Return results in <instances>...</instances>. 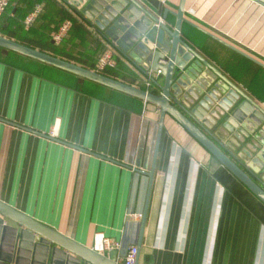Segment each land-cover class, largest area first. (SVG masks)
I'll use <instances>...</instances> for the list:
<instances>
[{"label":"crops","instance_id":"0c3cea01","mask_svg":"<svg viewBox=\"0 0 264 264\" xmlns=\"http://www.w3.org/2000/svg\"><path fill=\"white\" fill-rule=\"evenodd\" d=\"M54 1L61 21L71 16L74 22L59 48L65 57L94 64L112 47L145 78L148 71L98 37L73 0ZM136 1L160 16L180 4ZM25 9L21 0L11 5L4 24L11 35ZM185 17L182 37L264 109V4L187 0ZM162 21L174 27L176 17L168 13ZM189 88L175 98L177 106L264 187L258 166L264 130L241 143L218 124L207 127L218 104L199 110L202 96L185 99ZM160 116L159 107L142 99L0 48V200L86 247H94L97 233L127 250L135 245L137 264H264V203L171 116H165L152 183L134 171L154 166Z\"/></svg>","mask_w":264,"mask_h":264},{"label":"water","instance_id":"95a60500","mask_svg":"<svg viewBox=\"0 0 264 264\" xmlns=\"http://www.w3.org/2000/svg\"><path fill=\"white\" fill-rule=\"evenodd\" d=\"M256 1L264 4V0ZM186 2L187 0H180L177 12L167 9L160 16L136 0H73L77 12L86 19L98 37L105 39L140 70H162L165 81L163 85L160 84L161 94L109 77L2 35L0 48L17 52L159 107L161 116L154 166L150 172L134 168V171L147 175L150 184L154 177L165 116L169 115L264 203V187L261 181H257L249 169L235 161L210 133L192 119L189 111H182L175 102V98L181 97L183 88L190 86L185 99L195 102L202 96L200 105L197 106L199 110L202 106L218 104L213 113V124L205 122L207 127L212 128L218 124L224 135H231L241 143L251 140L258 128L264 130V109L182 37V25L189 22L185 17ZM168 13L176 17L174 27L162 21L167 19ZM226 44L236 49L231 44ZM161 60H166L167 63L160 64ZM192 113L198 114L196 109ZM252 143L258 147L254 139ZM258 166L264 169V162L258 163ZM145 220L146 211L142 220L141 239ZM121 252L112 250L108 254H100L0 200V264H117L118 255L125 256L127 253L123 243Z\"/></svg>","mask_w":264,"mask_h":264},{"label":"trees","instance_id":"16d2710c","mask_svg":"<svg viewBox=\"0 0 264 264\" xmlns=\"http://www.w3.org/2000/svg\"><path fill=\"white\" fill-rule=\"evenodd\" d=\"M14 1L17 0H12L11 5L14 3ZM21 1L24 3L26 9L22 13V15H20V17H22V21L19 26L20 28L16 29V33L14 35H11L10 32L4 28L5 19L8 16L10 17V14L12 13L11 5H10V7L0 16V35L15 40L19 43L25 44L27 46L39 49L46 53L58 56L65 60L77 63L86 68L92 70L95 69V63L94 64L85 63L82 58L71 60L62 54L59 48L63 46V44H65L67 40L60 46H55L51 42L49 36L50 31L62 22L61 21L62 19L60 18L61 8L57 5V3L54 0H21ZM38 2L43 3L45 7L44 13L36 21V22L41 21L42 24L41 26L35 29L36 26V22H35V24L32 26L31 29L25 30L23 21L27 16V14L33 9L34 5ZM13 11H14V16L11 17V19L15 22V19H17L18 14L15 10ZM68 18H71L73 20L71 16H68ZM33 40H39V44L34 45L32 43ZM101 73L109 77L118 79L120 81L129 83L131 85H135L143 89H148L144 82V78L142 79L133 69H131L121 59H118V64L115 68L106 69ZM149 90L155 94H160L162 92L161 85L159 82H154L153 85L149 88Z\"/></svg>","mask_w":264,"mask_h":264},{"label":"built area","instance_id":"2783aa9c","mask_svg":"<svg viewBox=\"0 0 264 264\" xmlns=\"http://www.w3.org/2000/svg\"><path fill=\"white\" fill-rule=\"evenodd\" d=\"M12 0H0V16L10 7ZM162 3H165L166 0H159ZM45 7L43 3H36L33 9L27 14L23 21L25 30H29L35 24L37 19L44 13ZM73 20L71 18L64 19L58 26L53 28L50 33V40L55 46H60L63 44L69 37L72 27ZM162 64H166V60H161ZM118 64L117 55L112 47H108L101 55L98 56L95 62V71L103 72L106 69L115 68ZM163 75L161 69L157 71H148L145 75L144 82L148 89L153 85L154 82H159V79ZM140 215L130 214V217H138ZM122 247L121 241H114L107 238L103 233H97L95 235V245L93 249L99 253L106 251L119 250ZM139 255V248L135 245H132L128 248L125 257L117 261V264H136Z\"/></svg>","mask_w":264,"mask_h":264}]
</instances>
